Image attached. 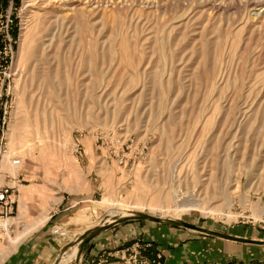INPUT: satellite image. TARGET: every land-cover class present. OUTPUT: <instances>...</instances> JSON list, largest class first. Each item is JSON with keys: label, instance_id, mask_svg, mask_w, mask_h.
Masks as SVG:
<instances>
[{"label": "rangeland", "instance_id": "obj_1", "mask_svg": "<svg viewBox=\"0 0 264 264\" xmlns=\"http://www.w3.org/2000/svg\"><path fill=\"white\" fill-rule=\"evenodd\" d=\"M257 1L99 0L89 33L85 20L69 25L61 9L40 10L37 0H0V112L8 111L0 187H16L17 195L10 237L39 210L69 204L78 215L74 236L44 264L127 212L264 241V7ZM14 157L22 159L18 169ZM193 195L199 208L177 212ZM115 220L124 222L91 241L97 257L77 264H144L134 258L143 238L131 229L163 223ZM25 239L14 246L5 239L0 264ZM228 243L244 256L233 264H264V245Z\"/></svg>", "mask_w": 264, "mask_h": 264}, {"label": "crops", "instance_id": "obj_2", "mask_svg": "<svg viewBox=\"0 0 264 264\" xmlns=\"http://www.w3.org/2000/svg\"><path fill=\"white\" fill-rule=\"evenodd\" d=\"M106 201L110 200L104 202ZM23 202L24 207L29 209L26 198ZM74 207L75 205L69 206L68 204L62 211L39 210L38 215L27 222L20 233L13 236L15 240H19V244L33 232L18 246L16 253L10 256V259L8 258L4 264H44L49 259L56 257L62 244L74 236L72 230L78 224V215L72 211ZM57 228L65 232L66 235L61 237L54 234L53 231ZM133 230L134 232L132 229L130 232L132 238L140 236L143 238V242H152L153 248L150 250V256L154 258V255L160 252L162 264H231L234 260H243L242 258H244L243 254H238V250L232 244L230 245L227 240L216 241L196 235L193 233L194 231L188 229L158 224L155 226L142 225L138 231H135L136 228ZM237 237L245 238L247 236L239 234ZM93 244L91 242L87 246L89 253L87 262L98 255L96 253L98 247L96 245L93 247Z\"/></svg>", "mask_w": 264, "mask_h": 264}, {"label": "bare ground", "instance_id": "obj_3", "mask_svg": "<svg viewBox=\"0 0 264 264\" xmlns=\"http://www.w3.org/2000/svg\"><path fill=\"white\" fill-rule=\"evenodd\" d=\"M98 1H96V0H37V2H35V5L40 10H48L51 8L61 9L63 12V15L65 16V17L63 16L65 18L64 19L65 23L72 25L73 24L72 21H74V22L78 21V23H79V22L85 20L86 28H88L89 25L91 24V19L93 17H95L96 12L100 8V6H102ZM257 7H261V8L264 7V0H258L257 1ZM93 29H94V27H93ZM88 31H89V28H88ZM90 32H91V30L89 31V33ZM15 117H16V115H15ZM10 126H11V128H10L11 132H10L9 138L14 140L15 136H17L19 134L18 128H20V127H19L18 120L16 119L13 122V124ZM176 198H178V197H176ZM200 203H201V201L198 200L197 198H195V195H193L191 197V199L182 200L180 205L177 206L176 211L177 212H179V211L183 212L187 208H191V209L192 208H199ZM111 205L116 209L115 211H117L118 214L124 213L123 212L124 210H119V211L117 210V209H121V207H122V205L120 203H113L112 202ZM228 215L231 216L230 212H228ZM133 216H136V212H127V213H124V214L119 215V216L108 218L105 220V223H113L116 218L120 219V218L133 217ZM175 218L176 219H173V220H176V221L179 220L178 216ZM11 234H12L11 232L8 233L6 239L10 238V243L13 246L17 245L19 240H13L10 237ZM78 251H79V247H78V245H76L71 249L70 252L63 253L59 258L58 264H72L73 262H74V264H77ZM5 253L6 252L3 251L2 254H5ZM0 258H2L1 254H0ZM0 262H1V260H0Z\"/></svg>", "mask_w": 264, "mask_h": 264}, {"label": "built area", "instance_id": "obj_4", "mask_svg": "<svg viewBox=\"0 0 264 264\" xmlns=\"http://www.w3.org/2000/svg\"><path fill=\"white\" fill-rule=\"evenodd\" d=\"M11 40V39H10ZM6 49L4 50V53H6ZM10 57L5 58V63L9 62ZM8 111L5 110L3 112H0V155L2 153L7 152V147L4 145V135H3V129L6 125ZM4 145V146H3ZM22 165V159L19 157H14L11 159V166L13 168H20ZM13 180H16V178H13ZM16 187H10V186H2L0 187V247L2 243L5 241L7 234L12 232L13 225L9 224V219L13 215V211L15 208V205L17 204V195L15 191ZM54 234L60 235L61 237H64L66 235L65 232L61 231L60 229H54ZM138 250L136 251L134 258L141 260V263L144 264H162V254L160 252H157L154 255V258H151L150 250L153 248L152 242H143V244L140 246L137 244Z\"/></svg>", "mask_w": 264, "mask_h": 264}, {"label": "water", "instance_id": "obj_5", "mask_svg": "<svg viewBox=\"0 0 264 264\" xmlns=\"http://www.w3.org/2000/svg\"><path fill=\"white\" fill-rule=\"evenodd\" d=\"M133 217L143 219V220H150V221L156 222V223H163V224H167V225H171V226H175V227H180V228L196 231V232H199L203 235H207V236H211V237H217V238L227 240V241L243 243V244L258 245V246L264 245V241H262V240L261 241L260 240H253V239H248V238H244V237H237V236H232V235L223 234V233H219V232L208 231V230H205L199 226L192 225L190 223L180 221V220L179 221L166 222L160 218L150 216L147 214H143V213H139V215L136 214V216H133ZM120 219H122V218H120ZM120 222H124V220H120V221L115 220L113 223H105V221H104L101 224V226H99L93 230H90L89 232H86L82 237H80L78 239L77 244H76L79 247V251H78V255H77V262L80 260V258L82 256H84V259H86V260L88 259L89 254H84V250L86 249L87 245L91 241H93L103 231L109 230L110 228L116 226ZM56 264H58V263H56Z\"/></svg>", "mask_w": 264, "mask_h": 264}, {"label": "trees", "instance_id": "obj_6", "mask_svg": "<svg viewBox=\"0 0 264 264\" xmlns=\"http://www.w3.org/2000/svg\"><path fill=\"white\" fill-rule=\"evenodd\" d=\"M16 36H17V32L14 33V37H16Z\"/></svg>", "mask_w": 264, "mask_h": 264}]
</instances>
